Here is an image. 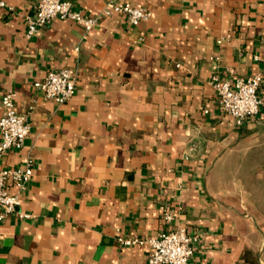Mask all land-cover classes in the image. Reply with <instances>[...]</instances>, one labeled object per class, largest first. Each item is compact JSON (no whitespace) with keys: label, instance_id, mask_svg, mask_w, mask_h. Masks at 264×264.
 I'll return each mask as SVG.
<instances>
[{"label":"crops","instance_id":"obj_1","mask_svg":"<svg viewBox=\"0 0 264 264\" xmlns=\"http://www.w3.org/2000/svg\"><path fill=\"white\" fill-rule=\"evenodd\" d=\"M1 1L0 113L12 91L32 126L1 165L35 170L0 222V264H148V244L118 237L180 227L201 235L189 264H264V80L242 125L210 84L264 78V0H72L99 24L55 19L30 38L38 0ZM111 1L152 16L134 26L103 14ZM63 68L78 79L58 104L34 83Z\"/></svg>","mask_w":264,"mask_h":264},{"label":"built area","instance_id":"obj_2","mask_svg":"<svg viewBox=\"0 0 264 264\" xmlns=\"http://www.w3.org/2000/svg\"><path fill=\"white\" fill-rule=\"evenodd\" d=\"M0 5L4 6L5 3L1 1ZM113 13L125 14L134 26L148 21L152 16L148 9L118 1L109 2L103 10L105 15ZM100 17L87 15L76 9L72 0H38L35 12L26 16V36L32 37L39 28L55 19L73 21L89 32L99 24ZM77 79V71L73 68L50 70L44 79L36 81L34 86L45 98L63 104L75 94ZM263 80L262 74L235 80H223L213 75L210 84L217 94L221 112L242 125L247 118L256 116L261 110L263 100L259 90ZM1 102L3 108L0 113V222L16 211L21 193L32 180L35 170L33 158H29L24 165L14 168H5L1 165V160L7 152L19 150L24 146L32 129L28 116L19 112L12 91L4 93ZM9 183L14 184L18 191L12 192ZM165 218L169 222L174 219L170 213H166ZM200 238V234L191 235L186 228L180 227L147 238L119 236L118 242L122 246L148 244L150 246L148 264H189Z\"/></svg>","mask_w":264,"mask_h":264}]
</instances>
